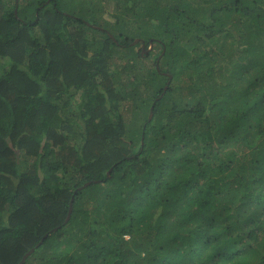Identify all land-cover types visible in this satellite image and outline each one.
<instances>
[{"label": "trees", "instance_id": "1", "mask_svg": "<svg viewBox=\"0 0 264 264\" xmlns=\"http://www.w3.org/2000/svg\"><path fill=\"white\" fill-rule=\"evenodd\" d=\"M0 264H264V0H0Z\"/></svg>", "mask_w": 264, "mask_h": 264}, {"label": "clouds", "instance_id": "2", "mask_svg": "<svg viewBox=\"0 0 264 264\" xmlns=\"http://www.w3.org/2000/svg\"><path fill=\"white\" fill-rule=\"evenodd\" d=\"M137 41V42H136ZM135 42V43H134ZM133 42V44L135 45L136 43H138V39H135V41ZM139 50L136 51H141L142 54H149L152 50H153V45L149 44V46H145L144 44L140 45V47L138 48ZM166 72L163 73V75H169V74H165ZM162 74V73H161ZM171 77V75H169ZM169 78V77H168Z\"/></svg>", "mask_w": 264, "mask_h": 264}, {"label": "rangeland", "instance_id": "3", "mask_svg": "<svg viewBox=\"0 0 264 264\" xmlns=\"http://www.w3.org/2000/svg\"><path fill=\"white\" fill-rule=\"evenodd\" d=\"M140 47V46H139ZM138 47V48H139ZM155 52V50H153V53ZM143 62H146L147 63V65H146V67H151L152 66V64H153V62H152V60L150 59V60H144ZM145 67H143V69H144Z\"/></svg>", "mask_w": 264, "mask_h": 264}, {"label": "water", "instance_id": "4", "mask_svg": "<svg viewBox=\"0 0 264 264\" xmlns=\"http://www.w3.org/2000/svg\"><path fill=\"white\" fill-rule=\"evenodd\" d=\"M137 42V41H136ZM135 43V42H134ZM168 77L170 78V76L168 75ZM151 114H149V118H150ZM69 214H70V209H69ZM69 214L67 215V219L69 218ZM26 256V255H25Z\"/></svg>", "mask_w": 264, "mask_h": 264}]
</instances>
